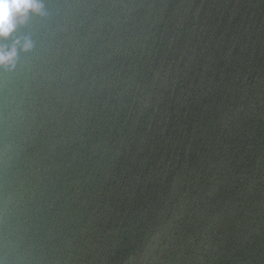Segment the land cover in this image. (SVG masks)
<instances>
[{"label":"water","instance_id":"obj_1","mask_svg":"<svg viewBox=\"0 0 264 264\" xmlns=\"http://www.w3.org/2000/svg\"><path fill=\"white\" fill-rule=\"evenodd\" d=\"M40 2L0 38V264H264V0Z\"/></svg>","mask_w":264,"mask_h":264},{"label":"clouds","instance_id":"obj_2","mask_svg":"<svg viewBox=\"0 0 264 264\" xmlns=\"http://www.w3.org/2000/svg\"><path fill=\"white\" fill-rule=\"evenodd\" d=\"M42 8L40 0H0V38H8L19 25L26 22L30 13L39 14ZM30 47V42L26 41L24 49ZM16 55L15 46L10 51L0 46V67L14 65Z\"/></svg>","mask_w":264,"mask_h":264}]
</instances>
